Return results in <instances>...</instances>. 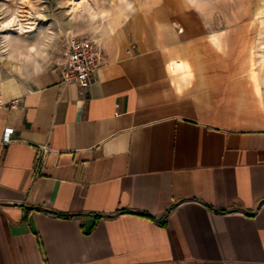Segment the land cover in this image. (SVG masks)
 I'll return each mask as SVG.
<instances>
[{"label":"crops","instance_id":"1","mask_svg":"<svg viewBox=\"0 0 264 264\" xmlns=\"http://www.w3.org/2000/svg\"><path fill=\"white\" fill-rule=\"evenodd\" d=\"M88 4L66 30L99 44L89 86L68 54L0 83V264H264L257 25Z\"/></svg>","mask_w":264,"mask_h":264},{"label":"rangeland","instance_id":"2","mask_svg":"<svg viewBox=\"0 0 264 264\" xmlns=\"http://www.w3.org/2000/svg\"><path fill=\"white\" fill-rule=\"evenodd\" d=\"M196 3L207 7L209 13L215 16L209 19L216 24L225 26L235 23H253L257 25L258 64L256 67L264 72V0H194ZM35 7L32 12L28 5H21L24 17L18 18L19 23L12 28L0 31V83L6 77H16L27 81L31 75L38 73L46 67L52 66L64 59L68 54V42L72 36L66 30L71 16L85 18L86 10L71 11L79 0H29ZM88 3V0H87ZM0 4H11V0H0ZM46 17L40 19L37 15ZM87 15V14H86ZM20 26L31 27V31L20 32ZM75 37V36H74ZM36 46L38 51L43 50L46 55L41 59L31 54L33 61L22 59L11 60L10 56L17 51L29 55L27 49ZM39 65L36 70L35 65Z\"/></svg>","mask_w":264,"mask_h":264},{"label":"built area","instance_id":"3","mask_svg":"<svg viewBox=\"0 0 264 264\" xmlns=\"http://www.w3.org/2000/svg\"><path fill=\"white\" fill-rule=\"evenodd\" d=\"M98 46V42L94 39L73 37L69 40L67 70L64 75L65 82L75 83L81 87L89 86L91 76L99 67ZM43 151L47 153L49 149L44 147Z\"/></svg>","mask_w":264,"mask_h":264},{"label":"clouds","instance_id":"4","mask_svg":"<svg viewBox=\"0 0 264 264\" xmlns=\"http://www.w3.org/2000/svg\"><path fill=\"white\" fill-rule=\"evenodd\" d=\"M71 2V0H70ZM11 4L14 5V7H10L8 4H0V31L7 30L12 28L14 25H17L19 23L18 18L24 17V12L21 7V5H28L30 8H32V12L27 13L28 16H31L33 12H35V7L29 2V0H11ZM91 6L87 3V0H79V3L75 5V7L71 11H76L78 9H84L88 10ZM40 19H45L46 17L39 16ZM92 20L97 19L95 15L91 16ZM31 27L25 28L24 26H20L19 31H31ZM27 52L29 55H24L17 51L14 55L10 56L9 59L16 60V59H22L26 61H33L34 58L31 54H35L36 57H40L41 59L45 58L46 53L41 49L38 51L36 46L30 47L27 49ZM36 70H39V65H35ZM186 65L184 64H177L175 66V69H173L174 75H180L183 73L186 69ZM183 79V77H181Z\"/></svg>","mask_w":264,"mask_h":264}]
</instances>
